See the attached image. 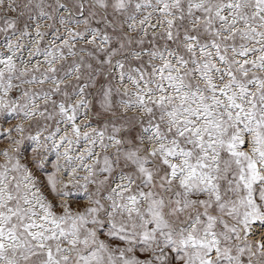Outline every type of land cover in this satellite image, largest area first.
<instances>
[{"label":"snow or ice","instance_id":"snow-or-ice-1","mask_svg":"<svg viewBox=\"0 0 264 264\" xmlns=\"http://www.w3.org/2000/svg\"><path fill=\"white\" fill-rule=\"evenodd\" d=\"M0 264H264V0H0Z\"/></svg>","mask_w":264,"mask_h":264}]
</instances>
